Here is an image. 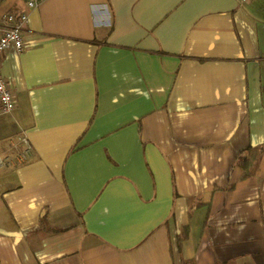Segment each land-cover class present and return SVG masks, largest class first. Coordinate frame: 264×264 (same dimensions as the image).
Here are the masks:
<instances>
[{
  "label": "crops",
  "instance_id": "obj_1",
  "mask_svg": "<svg viewBox=\"0 0 264 264\" xmlns=\"http://www.w3.org/2000/svg\"><path fill=\"white\" fill-rule=\"evenodd\" d=\"M23 10L0 264H264V0H0V37Z\"/></svg>",
  "mask_w": 264,
  "mask_h": 264
},
{
  "label": "built area",
  "instance_id": "obj_2",
  "mask_svg": "<svg viewBox=\"0 0 264 264\" xmlns=\"http://www.w3.org/2000/svg\"><path fill=\"white\" fill-rule=\"evenodd\" d=\"M240 5L248 4L252 0H238ZM41 0H26V6L29 9L36 8ZM29 15L26 10L20 12L19 15L9 13L7 15L8 26L0 37V56L8 50H14L22 53L26 49L25 40L22 30L28 22ZM16 107L14 93L6 79L0 71V114L11 113ZM25 144V150L22 159H28L32 156V146L26 137H20Z\"/></svg>",
  "mask_w": 264,
  "mask_h": 264
},
{
  "label": "trees",
  "instance_id": "obj_3",
  "mask_svg": "<svg viewBox=\"0 0 264 264\" xmlns=\"http://www.w3.org/2000/svg\"><path fill=\"white\" fill-rule=\"evenodd\" d=\"M263 148L248 147L238 159V164L243 169V179L252 177L255 174L256 166L259 162L260 156L262 154ZM43 220V225L48 226L46 219ZM190 226H184L181 228L177 236V248L179 251L182 250L185 241L189 239Z\"/></svg>",
  "mask_w": 264,
  "mask_h": 264
}]
</instances>
